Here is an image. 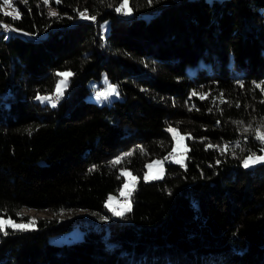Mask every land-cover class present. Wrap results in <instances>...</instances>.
<instances>
[{
  "label": "trees",
  "instance_id": "trees-1",
  "mask_svg": "<svg viewBox=\"0 0 264 264\" xmlns=\"http://www.w3.org/2000/svg\"><path fill=\"white\" fill-rule=\"evenodd\" d=\"M122 2L0 11L16 29L0 27V217L52 212L5 225L0 264H264V162L242 165L264 148V0ZM106 82L115 98H88ZM170 125L187 134L184 163L146 180ZM123 169L136 181L117 216L106 199ZM72 227L81 238L47 241Z\"/></svg>",
  "mask_w": 264,
  "mask_h": 264
},
{
  "label": "rangeland",
  "instance_id": "rangeland-1",
  "mask_svg": "<svg viewBox=\"0 0 264 264\" xmlns=\"http://www.w3.org/2000/svg\"><path fill=\"white\" fill-rule=\"evenodd\" d=\"M0 8H2V10L5 12H12L11 8H8L7 6H4L2 4L0 5ZM62 73H68V72L64 71ZM61 80H65V77H62L60 80H58L56 82L55 86ZM109 85H111V84L106 82V84H104V86H103L102 92L108 93ZM54 92H55V90H54ZM96 94L97 93H95V94L91 93L88 95V98L92 99L94 101H97L99 103H102L103 101H105L104 99H101L98 101L96 99ZM115 96H116V94H111V95H109L108 99H111V98L113 99V98H115ZM170 127L176 129L175 135L170 132L172 139H173L171 151H170L169 155L165 156V159L155 158L146 164V169H145V172L143 174L144 179L147 176L146 180L162 177L164 174V171H165V161H167V160L174 162V163H179V164L184 163L186 150H187V144H186V135L187 134L180 132L175 126H172V125H170L167 129H169ZM173 148H175L176 150L173 151ZM254 154L256 156H261V155H264V152L254 153ZM249 155H253V154H249ZM249 155L245 156L242 159V165H243V160L246 159ZM256 164H258V163L250 162L249 167H253ZM149 165H152V167L149 168L148 167ZM249 167H247V168H249ZM124 172L130 173V175L122 174L123 175V181H122V184L118 190V193L116 195H110L106 199V204L109 206V208H111V210L113 212L119 211V212L123 213L126 209L129 208V199H128L129 192H130L131 188L133 187V185L136 181V177L128 169H123L121 171V173H124ZM133 177H135V179H133ZM125 185H127V187H125ZM110 198H111V200H110ZM21 213L27 215L28 221L35 219V217H41V216L46 217V216L52 215V212H50L48 210H38V209H34V208H22ZM56 214L58 217H63L65 215L63 212L62 213H56ZM69 214L72 215L71 212ZM77 214L88 216L87 213H84L81 211H78ZM0 219L7 221L10 218L0 217ZM12 221H14V220H12ZM14 222L16 224H26V223H21V222H16V221H14ZM82 233H83V231L79 227H72L71 229L61 231V232H58L56 234L48 235L47 241L52 242V243L69 242V241L81 238Z\"/></svg>",
  "mask_w": 264,
  "mask_h": 264
},
{
  "label": "snow or ice",
  "instance_id": "snow-or-ice-1",
  "mask_svg": "<svg viewBox=\"0 0 264 264\" xmlns=\"http://www.w3.org/2000/svg\"><path fill=\"white\" fill-rule=\"evenodd\" d=\"M26 2V0H25ZM43 2L45 4H48V0H43ZM57 2H59V0H57ZM2 5L4 6H7L8 8H11L12 9V12H5L4 14L5 15H12L13 13H16V16L17 18L19 17L20 13L18 11V9H16L13 5V0H2ZM127 5H128V0H123V2L121 3V5L119 7H117L115 10L117 12H121L122 10L125 12V14H130V9L127 8ZM0 11H2V8H0ZM49 15L51 16H57L58 13L56 11H50L49 12ZM79 16L81 19H92V20H95L96 17L95 16H91L89 17L87 15V10H84V11H81L79 12ZM0 27H3L5 28V30H11V31H16V29L14 28H11V26L9 25H0ZM7 38V37H5ZM57 75L59 76H62V77H68L71 75V73H57ZM66 83L67 81L66 80H61L56 86H55V92L58 96L62 95L63 94V87L62 86H66ZM241 86H243L241 84ZM257 87H260V85L258 84ZM111 94H117L118 93L116 92V88L114 86H111L109 85V91L108 93H105V92H98L96 94V99L99 101L101 99H104V100H107L109 95ZM192 95H197L196 92H193ZM38 100H47V99H50V97H40V96H37L36 97ZM55 106V105H53ZM169 132L173 133L174 135L176 134V129L174 128H169L168 129ZM257 139H260L262 141V143H264V135H257ZM227 147V145H225V148ZM176 149L173 148V151H175ZM261 152H264V148H261L260 149ZM125 155H131V153H126ZM120 158L117 159V161H113V163H117L119 161ZM250 162H255V163H261V162H264V155H261V156H256L255 154L253 155H249L246 159L243 160V166L245 168L249 167L250 166ZM149 168L152 167V165H149L148 166ZM124 175H130V173H127V172H124L122 173ZM133 179H135V177H133ZM145 179H147V176L145 177ZM125 187H127V185H125ZM111 200V198H110ZM108 206V205H106ZM111 210V208L109 209ZM130 210V208H129ZM113 215H117V216H121L123 215L122 212H119V211H115L113 212ZM36 223V221L34 219L28 221L26 224H16L14 221H12L11 219L5 221L3 219H0V231H3L4 230V227L5 225H8V226H11L13 228H16V229H26V228H29L31 226H34Z\"/></svg>",
  "mask_w": 264,
  "mask_h": 264
}]
</instances>
